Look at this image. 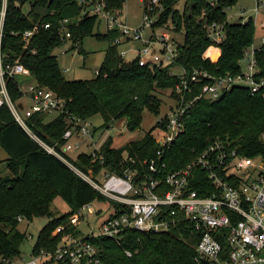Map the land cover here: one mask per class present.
I'll return each instance as SVG.
<instances>
[{
	"label": "trees",
	"instance_id": "1",
	"mask_svg": "<svg viewBox=\"0 0 264 264\" xmlns=\"http://www.w3.org/2000/svg\"><path fill=\"white\" fill-rule=\"evenodd\" d=\"M179 1L158 0L161 11L153 23L154 27L167 28L170 24L173 31L183 34V42L177 43L176 63L186 71L207 69L217 76L240 72L238 61L255 38L254 19L230 22L225 10L232 7L235 0H184L182 11L177 8ZM26 2L28 10L24 11L22 6ZM104 2L111 13L120 15L124 0ZM81 11L78 0H7L0 44L2 63L6 66L18 62L25 66L39 85L54 90L63 98L68 112L78 118L89 119L99 114L103 119L101 127L124 119L129 131L138 130L144 110L154 115L159 112L162 101L156 91L171 90L179 81L178 76L169 74L174 63L150 67L140 65L137 58L126 60L118 54V46L114 43L119 35L118 28L101 32L97 17ZM64 19L70 32V48H77L82 55L85 54L82 42L86 37L94 36L107 42L96 75L89 79H67L57 56L52 53L62 44L59 27ZM44 22H49L50 27H40L24 46L20 33L35 23ZM210 23L221 25L224 35L214 49L209 47L211 40L204 27ZM255 57L258 74L264 78V44L256 49ZM5 81L10 99L17 101L22 96L19 77L6 75ZM46 115L32 114L26 123L47 145L60 150L66 141L63 133L67 122L62 114H56L48 121H45ZM185 117L183 132L163 153L164 174L185 168L204 150L208 139L214 137L223 139L228 148L237 153L248 157L261 155L264 159V140L261 138L264 101L258 93L250 94L247 88L236 86L217 99L196 100ZM113 140L109 135L100 148L104 157L102 163L92 161V156L87 153L78 154L73 163L83 171L92 168L94 175L103 167L121 175L129 168L140 176L148 171L143 161L156 159L158 144L150 132L120 147H114ZM0 147L7 154L4 161L8 169L7 175L0 176V264H5L4 259L20 257V245L26 235L18 228V217L30 221L35 217H51L38 232L32 246L31 253L36 254L41 249L54 248L65 234L79 235V229L69 217L83 204L97 201L119 205L34 140L14 119L6 103L0 105ZM124 153L134 162L123 160ZM192 178L191 188L200 194L215 191L216 187L205 171L197 170ZM56 196L67 203L69 210L54 216L50 205ZM166 209L170 211L171 207L166 206ZM59 225L63 229L53 234ZM198 238L192 223L181 221L158 233L127 231L120 243L101 235L93 236L89 241L99 250L104 264H197L195 243ZM126 250H130L131 255H127Z\"/></svg>",
	"mask_w": 264,
	"mask_h": 264
},
{
	"label": "built area",
	"instance_id": "2",
	"mask_svg": "<svg viewBox=\"0 0 264 264\" xmlns=\"http://www.w3.org/2000/svg\"><path fill=\"white\" fill-rule=\"evenodd\" d=\"M143 2V0H141ZM27 3V2H26ZM25 3V4H26ZM7 0H0V44L2 26L6 12ZM28 4V3H27ZM82 6V14L95 15L104 23L105 29L117 27L119 35L114 43L140 41L136 48L130 46L118 49V54L124 57L127 52L135 53L140 65L150 67H170L169 74L179 77V81L170 90L169 97L173 104L167 114L159 117L156 122L157 132L153 135L158 144L156 159L143 162L148 171L137 175V171L124 169L123 174L101 168L93 174L92 168L81 170L73 163L71 151L78 149L82 142L86 143L87 153L92 161L103 162L100 148L107 139L103 135L107 127L96 126L89 119H81L70 114L66 102L57 93L39 85L35 80L26 89L21 86L20 78L31 76L29 69L15 62L6 66L2 63L0 52V105L6 103L14 119L43 148L63 161L73 172L93 185L107 199L119 203L118 207L110 205L114 212L106 213L94 202L83 204L79 210L70 215L72 224L87 218V233L84 236L63 235L52 249H41L36 254H30L26 260L16 261L4 259L5 264H104L99 256V250L89 241L93 236H105L115 242L125 237L127 231L155 232L164 231L176 222H191L198 232L195 243V262L197 264H264V159L261 155L248 157L228 148L227 142L219 137L209 138L204 150L196 155L185 168L163 173L166 168L162 161L163 153L184 130L185 116L189 108L198 99L214 100L233 87L248 89L250 94L258 93L264 101V78L259 76V68L255 51L264 44V35L257 46L247 48L238 63L241 71L236 75H214L207 69L194 68L186 71L175 59L178 56L177 42L173 30L165 26L153 25L157 17L155 11L161 5L158 0H148L142 22L131 26L119 20V15L111 13L104 0H78ZM244 19L248 20V17ZM244 20V21H246ZM61 22L60 46L70 42V32ZM171 26V25H170ZM40 27L49 28L50 23L40 25L35 23L21 34L22 40L28 44ZM172 27V26H171ZM206 33L211 40L210 49H214L224 37L221 25L205 24ZM67 47L60 53L65 54ZM64 68L62 71H66ZM19 77V87L22 96L12 101L6 89L5 76ZM33 78V77H32ZM173 94V96H172ZM23 98L28 100L27 106ZM21 104V108L18 104ZM20 110V111H19ZM22 112V113H20ZM35 113L47 115H64L67 128L63 133L65 143L60 150L47 145L26 123V119ZM264 140V132L261 134ZM77 154V155H78ZM131 159L124 153L123 160ZM197 170L207 173V178L213 182L215 191L202 195L191 188V180ZM98 180L101 182L98 183ZM166 206L171 207L168 211ZM94 217L93 225L88 224V214ZM22 218L18 217L20 221ZM63 229L62 225L55 228L53 234ZM131 255L130 250H126Z\"/></svg>",
	"mask_w": 264,
	"mask_h": 264
},
{
	"label": "rangeland",
	"instance_id": "3",
	"mask_svg": "<svg viewBox=\"0 0 264 264\" xmlns=\"http://www.w3.org/2000/svg\"><path fill=\"white\" fill-rule=\"evenodd\" d=\"M148 0H124L122 12H120L121 20L123 19L128 24L132 26H137L142 22V18L144 15V6ZM211 2H215L217 0H209ZM184 0H180L178 2L177 8L182 11L184 8ZM24 11L28 10V4H24L22 6ZM161 11V8H157L154 14V18L157 14ZM226 18L232 23L242 20L240 15L242 11H245L246 17L250 16L255 21V38L251 46H257L261 42V37L264 34V0H235V3L232 7L227 8L226 10ZM125 18V19H124ZM243 21V20H242ZM167 24V23H166ZM165 24V25H166ZM262 24V25H261ZM164 25V24H163ZM169 29L172 30V27L168 26ZM105 25L101 23L99 26V30L104 32ZM96 31V28L95 30ZM173 36L177 43L183 42V34L173 31ZM67 45L65 46H58L53 50V54L57 56L59 66L62 68H67L64 71V76L67 79H89L96 75V69L100 66L103 58L105 48L107 46V42L98 40L94 36L86 37L82 42V48L85 51V57L81 53L77 51V48H70V42L67 41ZM140 41H132V42H125L121 43L118 47L119 50L122 48H127L130 46H139ZM67 47V52L65 54H61L60 51ZM70 48V49H69ZM69 49V50H68ZM135 53L127 52L125 59L132 60L134 58ZM21 86L23 89H26L29 83H32L34 79L31 76H24L20 78ZM170 90H164L161 92L156 91L158 96L160 97L162 104L160 106L159 112L157 114H153L147 110H144L142 121L138 130L129 131L125 126L124 119H117L114 120L110 126L105 129L103 135H112L113 136V146L120 147L125 142L133 139H139L145 132H150L153 135H156L157 128L156 122L159 117L167 114L169 111V107L173 104V101L169 97ZM25 106L28 104V100L23 98ZM20 111V110H19ZM22 113V112H20ZM54 115H46L45 121L50 120ZM91 123L96 126H100L103 123V119L99 114H95L89 118ZM81 151L87 152L88 149L86 147V143L82 142L78 149L71 151L69 154L72 161H76L77 154ZM7 157L5 151L0 147V176H4L8 174V169L6 167L4 159ZM100 181L98 180V183ZM101 183V182H100ZM95 206L102 207L106 213L114 212V209L108 205L107 202H94ZM50 210L54 216L61 215L69 210V206L67 203L59 196H56L50 205ZM88 224L93 225L94 217L93 213L88 214ZM51 217L48 216H41L35 217L31 221L27 220L26 218H22L19 221L18 228L20 231L24 232L26 238L24 242L20 245V257L15 258L16 261L26 260L30 258L32 246L37 238L38 232L40 229L47 223V221ZM87 218L80 219L73 225L79 229V236H84L87 233V225L86 221Z\"/></svg>",
	"mask_w": 264,
	"mask_h": 264
},
{
	"label": "crops",
	"instance_id": "4",
	"mask_svg": "<svg viewBox=\"0 0 264 264\" xmlns=\"http://www.w3.org/2000/svg\"><path fill=\"white\" fill-rule=\"evenodd\" d=\"M257 1H258V0H257ZM121 12H122V10H121ZM243 13H246V12H245V11H242V13H241V15H240V18H242L243 21H244V20H246V19L243 18V17H244ZM120 15H121V14H120ZM120 15H119V16H120ZM245 17H246V16H245ZM249 17H250V16H248V18H249ZM118 18H119V20L121 19V17H118ZM124 19H125V18H124ZM122 21H124V20L122 19ZM124 22H126V21H124ZM126 23H127V22H126ZM127 24H128V23H127ZM129 25H130V24H129ZM261 25H262V24H261ZM131 26H132V25H131ZM263 35H264V34H263ZM263 35H262V36H263ZM134 47H136V46H134ZM137 47H138V46H137ZM137 47H136V48H137Z\"/></svg>",
	"mask_w": 264,
	"mask_h": 264
},
{
	"label": "water",
	"instance_id": "5",
	"mask_svg": "<svg viewBox=\"0 0 264 264\" xmlns=\"http://www.w3.org/2000/svg\"><path fill=\"white\" fill-rule=\"evenodd\" d=\"M18 107H19V108H21V107H22L20 103L18 104Z\"/></svg>",
	"mask_w": 264,
	"mask_h": 264
}]
</instances>
